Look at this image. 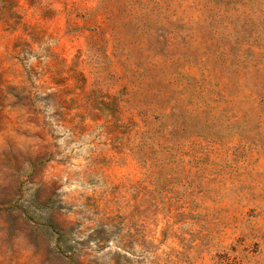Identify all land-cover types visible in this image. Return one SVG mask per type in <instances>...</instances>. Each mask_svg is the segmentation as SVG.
Listing matches in <instances>:
<instances>
[{"label": "rangeland", "instance_id": "1", "mask_svg": "<svg viewBox=\"0 0 264 264\" xmlns=\"http://www.w3.org/2000/svg\"><path fill=\"white\" fill-rule=\"evenodd\" d=\"M0 264H264V0H0Z\"/></svg>", "mask_w": 264, "mask_h": 264}]
</instances>
